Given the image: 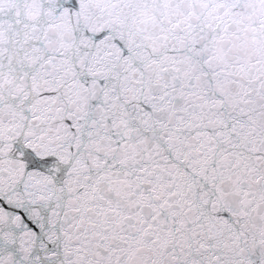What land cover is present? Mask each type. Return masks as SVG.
<instances>
[{
  "label": "snow or ice",
  "instance_id": "1",
  "mask_svg": "<svg viewBox=\"0 0 264 264\" xmlns=\"http://www.w3.org/2000/svg\"><path fill=\"white\" fill-rule=\"evenodd\" d=\"M0 264H264V0H0Z\"/></svg>",
  "mask_w": 264,
  "mask_h": 264
}]
</instances>
